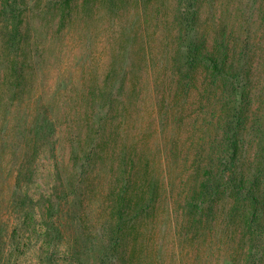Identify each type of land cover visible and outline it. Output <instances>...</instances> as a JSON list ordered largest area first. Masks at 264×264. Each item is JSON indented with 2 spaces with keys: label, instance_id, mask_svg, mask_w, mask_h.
<instances>
[{
  "label": "trees",
  "instance_id": "16d2710c",
  "mask_svg": "<svg viewBox=\"0 0 264 264\" xmlns=\"http://www.w3.org/2000/svg\"><path fill=\"white\" fill-rule=\"evenodd\" d=\"M84 1L89 6L90 0ZM127 1L100 3L116 12ZM74 2L0 0L6 21L0 49V120L3 135L17 131L12 147L21 151L8 200L16 220L9 237L8 225L0 227V264H14V252L30 246L31 239L40 242L41 262L51 264H59L60 256L63 264H162L158 227L171 230L168 222L175 206L180 209L174 231L180 239L181 263L183 252L196 250L199 257L203 249L225 248L221 264H235L233 252L242 264H252L264 237V170L262 162L243 156L251 105L246 92L251 81L249 45L245 50L223 44L205 50L192 26L191 5H184L175 64H169L153 85L147 81L154 95L149 96L148 122L142 123L146 120L140 105L147 86L130 73L134 63L114 60L102 79L81 75L75 82L58 77L47 92L35 70H27L29 64H38L30 54L41 49L39 41L32 46L31 19L45 24L52 14L61 30L71 22ZM127 47L117 53L124 54ZM200 69L206 77L199 85L194 75ZM192 90L198 108L209 106L208 113L216 118L215 136L209 133V141L178 138L182 128L176 121L185 116L171 112L176 104L187 102ZM158 116L170 127L162 129L165 135L172 133L170 138L158 141ZM8 153L15 152L6 147L4 155ZM44 161L53 170L47 185L38 180ZM30 184L32 194L25 187ZM87 201L96 208H87ZM217 226L225 228L224 238L214 242L212 233L208 244L207 230Z\"/></svg>",
  "mask_w": 264,
  "mask_h": 264
},
{
  "label": "rangeland",
  "instance_id": "374dc122",
  "mask_svg": "<svg viewBox=\"0 0 264 264\" xmlns=\"http://www.w3.org/2000/svg\"><path fill=\"white\" fill-rule=\"evenodd\" d=\"M75 2L71 22L61 30H57L55 20L51 19L52 14L46 16L48 18L45 24L36 17L30 21L32 46L39 41L43 51L40 49L38 54L29 53L38 64H29L27 70H30L29 66L35 70L37 79L45 83V92L50 89V86L53 87L58 77H71L75 82L81 75L102 79L112 61H124V65L134 63L135 69L130 73L139 75L144 87L147 86L144 90L145 101L140 105V116L146 120L142 123L148 122L149 112H151L149 96L154 93L148 91L147 81L153 85V80L163 78L169 64L174 63L173 56L181 31L180 10L184 5H191L192 26L198 37L197 41L203 44L205 50H218L220 44L226 48L245 50L249 45L246 59L251 81L246 92L248 91L251 105L243 138L244 153L247 155L243 156L262 162V170H264V13L262 10L264 0H129L116 12L103 6L100 3L101 0H90L89 6L84 3V0H75ZM5 25L6 21L0 15V49L4 40L2 34ZM123 46H128L127 51L124 54L120 51L118 54L117 50ZM231 55L233 54L230 53L229 57ZM38 56H43V60ZM194 77L200 85L206 77L205 71L196 70ZM161 88L160 84L159 89ZM195 92L191 91L192 94L188 99L186 98L187 102L181 101L176 104L177 106H173L171 113L185 116L182 121L180 117L176 121L178 126L181 125L179 128H182L178 138L190 139L198 143L199 140L209 141V133H212V137L215 136L212 127L216 118L212 116L213 112L208 113L209 106L203 110L198 108V95ZM212 102L214 104V101ZM207 104H209L208 101ZM181 106L185 107V111ZM3 121L0 120V227L8 225L9 237L12 234L14 226L12 224L16 216L9 209L8 200L15 188V175L20 163L21 151L17 149V145L12 147V143L17 142V131L9 137L3 135ZM164 121L158 116V141L172 136V133L165 135L162 132V129L166 128L163 125ZM11 123L14 122L11 121ZM173 125L175 129L178 127L176 124ZM169 128H166L167 131H170ZM6 147L15 153L4 155ZM253 154L255 158H252ZM6 166L8 171H5ZM39 171L38 180L41 184L47 185L53 171L50 168V162L44 161ZM25 187L30 194L33 193L31 184L30 187L28 185ZM47 190L50 191V188ZM85 204L89 209L96 208L95 202L87 201ZM161 209L164 213L167 212L165 207ZM174 211L176 212L169 217L168 224L171 227L170 231L175 234L172 235L168 227L163 228V224L158 227L160 262L164 260L162 264H219L217 259L220 254L221 264L222 252L225 248L219 252H210L208 249L201 248L199 257L194 254L196 250L183 252L184 263H181L179 251H182L178 248L180 239L174 231L178 228L180 220L179 206H175ZM164 222L166 223V220ZM224 229L217 226L212 232L207 230L208 244L212 233L214 242L224 238L226 232ZM3 244L0 243V247ZM29 244L30 246L20 247L18 252H14V264H51L47 261L41 262V255L37 250L40 242L31 239ZM215 247L219 248V242ZM61 259L60 256L59 264H63ZM232 260L235 264H242L237 253H232ZM252 264H264V237L259 239L258 250Z\"/></svg>",
  "mask_w": 264,
  "mask_h": 264
}]
</instances>
